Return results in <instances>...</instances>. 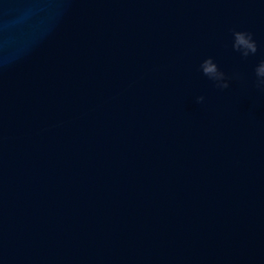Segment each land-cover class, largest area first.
I'll return each instance as SVG.
<instances>
[{"label": "water", "instance_id": "obj_1", "mask_svg": "<svg viewBox=\"0 0 264 264\" xmlns=\"http://www.w3.org/2000/svg\"><path fill=\"white\" fill-rule=\"evenodd\" d=\"M262 60L264 0H0V264H264Z\"/></svg>", "mask_w": 264, "mask_h": 264}, {"label": "clouds", "instance_id": "obj_2", "mask_svg": "<svg viewBox=\"0 0 264 264\" xmlns=\"http://www.w3.org/2000/svg\"><path fill=\"white\" fill-rule=\"evenodd\" d=\"M232 37L233 51L240 53L242 57L247 58L250 55H255L257 53V44L250 32L234 30L232 32ZM200 70L205 77L214 83L217 89L225 90L229 88V78L218 68L212 58L205 59L200 65ZM255 74L257 77L256 87L264 92V60H262L256 67ZM204 99L203 96H199L196 99V103L203 104Z\"/></svg>", "mask_w": 264, "mask_h": 264}]
</instances>
